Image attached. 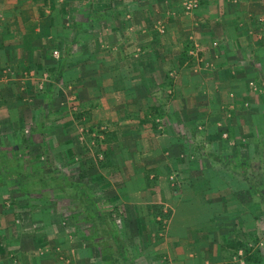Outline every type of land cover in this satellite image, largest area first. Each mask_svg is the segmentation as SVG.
<instances>
[{
  "label": "rangeland",
  "instance_id": "rangeland-1",
  "mask_svg": "<svg viewBox=\"0 0 264 264\" xmlns=\"http://www.w3.org/2000/svg\"><path fill=\"white\" fill-rule=\"evenodd\" d=\"M184 1L0 0V264H264V57L139 59Z\"/></svg>",
  "mask_w": 264,
  "mask_h": 264
},
{
  "label": "crops",
  "instance_id": "crops-1",
  "mask_svg": "<svg viewBox=\"0 0 264 264\" xmlns=\"http://www.w3.org/2000/svg\"><path fill=\"white\" fill-rule=\"evenodd\" d=\"M177 7H180L177 9L180 11L177 12L178 16L180 15L181 19L192 20V23L181 22L173 29V45L169 43L164 47L165 50L172 49V52H169V55L159 53L160 40L155 42L151 38V44L149 42L147 47L154 49L141 50L147 53L146 55L140 53L139 59H146L152 55L155 58L154 62L164 58L186 66L189 60L185 59V48L187 44L192 46L191 42H194L201 58L205 57L217 64V70L213 71L216 78L234 80L236 77L234 70L223 67L226 55L232 56L234 53H225V48L231 47L241 51L243 55H254V58L258 57L256 54H262L264 57V0H199V8L192 13L184 10L183 3H178ZM170 21L173 23L175 19L172 18ZM174 25L175 23L171 26ZM135 30L142 33L141 26ZM181 38L186 39L185 43L183 42L185 45ZM219 65L221 67H218ZM186 85L188 84L185 83Z\"/></svg>",
  "mask_w": 264,
  "mask_h": 264
},
{
  "label": "built area",
  "instance_id": "built-area-1",
  "mask_svg": "<svg viewBox=\"0 0 264 264\" xmlns=\"http://www.w3.org/2000/svg\"><path fill=\"white\" fill-rule=\"evenodd\" d=\"M183 7L187 13L191 11H195L199 7V0H185L183 2Z\"/></svg>",
  "mask_w": 264,
  "mask_h": 264
}]
</instances>
